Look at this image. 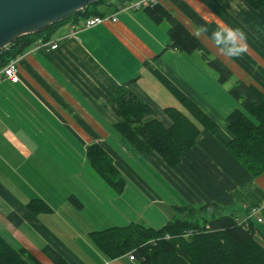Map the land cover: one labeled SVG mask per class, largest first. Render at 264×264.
Listing matches in <instances>:
<instances>
[{"label": "crops", "instance_id": "0c3cea01", "mask_svg": "<svg viewBox=\"0 0 264 264\" xmlns=\"http://www.w3.org/2000/svg\"><path fill=\"white\" fill-rule=\"evenodd\" d=\"M111 3L100 10L115 13L118 3ZM160 5L231 70L228 82L219 83L202 52L170 47L169 24L154 23L144 10L119 12L116 23L88 29L81 28L83 18H69L16 56L17 83L0 82V234L43 264H49L41 253L45 245L68 264H138L128 254L107 259L90 233L131 223L157 230L183 215L179 209L207 204L245 221L264 249V174L251 177L226 150V117L240 107L229 88L239 80L264 95V13L242 0ZM200 26L207 32L197 35ZM225 27L245 35L238 57L225 56L223 45L215 43L213 31ZM53 42L55 50L38 48ZM123 85L166 122V108L195 122L182 105L192 102L214 122L216 133L200 128L195 146L174 168L154 154L142 158L114 130L110 101ZM92 145L123 178L121 193L90 166L86 152ZM33 200L48 211L31 213ZM10 213L20 225L9 221Z\"/></svg>", "mask_w": 264, "mask_h": 264}, {"label": "trees", "instance_id": "16d2710c", "mask_svg": "<svg viewBox=\"0 0 264 264\" xmlns=\"http://www.w3.org/2000/svg\"><path fill=\"white\" fill-rule=\"evenodd\" d=\"M117 2L115 10L126 1ZM250 8L264 13V0H242ZM100 0L86 6L83 11L72 17L88 18L104 16L101 7L110 8L112 3ZM156 24L167 22L170 47L191 54L202 52L207 65L216 72L221 84L232 78L231 70L217 58H211L209 52L191 35L185 26L174 18L162 5L144 9ZM69 18L49 25L38 33L17 38L12 44L0 50V68L11 59L20 55L38 38L45 40L55 28ZM229 95L240 102L226 117L227 129L231 140L226 145L229 155L237 161L253 178L264 174V95L252 85L237 80L228 90ZM182 105L188 110L195 122L174 108L164 109L168 122L158 118L152 109L139 100L126 85L120 86L110 101V107L117 119L114 130L142 158L158 156L168 168L176 167L183 154L193 148L199 136L200 128L216 133L217 126L195 104L183 100ZM92 169L115 192L121 193L125 182L110 157L97 145H92L86 152ZM33 213L47 212L40 200L28 204ZM183 214L197 211L209 214L201 223L195 219L174 217L160 229H151L139 223L123 227H109L90 233L93 245L107 258L116 259L132 253L138 264H264V249L253 239V230L247 223H240L231 215H221L215 204L200 207H185ZM7 218L14 225L21 223L15 214ZM191 234L185 235L187 231ZM168 237V238H166ZM41 253L49 264H68L51 247L45 245ZM0 264H43L23 248H14L0 234Z\"/></svg>", "mask_w": 264, "mask_h": 264}, {"label": "water", "instance_id": "95a60500", "mask_svg": "<svg viewBox=\"0 0 264 264\" xmlns=\"http://www.w3.org/2000/svg\"><path fill=\"white\" fill-rule=\"evenodd\" d=\"M100 0H0V50Z\"/></svg>", "mask_w": 264, "mask_h": 264}, {"label": "built area", "instance_id": "2783aa9c", "mask_svg": "<svg viewBox=\"0 0 264 264\" xmlns=\"http://www.w3.org/2000/svg\"><path fill=\"white\" fill-rule=\"evenodd\" d=\"M163 0H133V1H126L124 4L119 6L116 10L115 13L113 14H107L104 16H90L88 18L82 19L81 21V28L82 29H88L93 26H96L98 24H103L106 22L110 23H116L118 21L117 18V13L123 12V11H140L144 10L146 8H151L155 5H158L162 2ZM84 8H82L80 11H83ZM58 47V44L53 42L52 44L49 43H43L39 45L38 48H46L48 50H55ZM4 49V48H3ZM2 50V49H1ZM17 61L18 58L15 57L11 59L5 66L0 68V82L3 80H9L12 83H17L19 78H18V73H17ZM257 210L253 209L251 211V214H254ZM249 217V216H248ZM240 223H245V221H239ZM192 231H187L185 235L191 234ZM168 238V237H166ZM129 261H135V258L132 253H129L128 255ZM104 264H108V262H104Z\"/></svg>", "mask_w": 264, "mask_h": 264}, {"label": "clouds", "instance_id": "9594fccd", "mask_svg": "<svg viewBox=\"0 0 264 264\" xmlns=\"http://www.w3.org/2000/svg\"><path fill=\"white\" fill-rule=\"evenodd\" d=\"M207 29L205 27H197V35L201 33H206ZM212 36L217 45H223L220 49L221 52L229 57H238L245 50L246 45H243L241 42L245 41V35L239 29L233 28H220L219 30L213 31Z\"/></svg>", "mask_w": 264, "mask_h": 264}, {"label": "rangeland", "instance_id": "374dc122", "mask_svg": "<svg viewBox=\"0 0 264 264\" xmlns=\"http://www.w3.org/2000/svg\"><path fill=\"white\" fill-rule=\"evenodd\" d=\"M222 210L223 209L220 208V213L223 212ZM176 217L177 218H182V219H188V220L189 219H195L196 222L201 223L202 220L209 218V214H205V213L200 212V211H197L196 213H191V212L189 213V212L186 211L183 215L178 214Z\"/></svg>", "mask_w": 264, "mask_h": 264}]
</instances>
